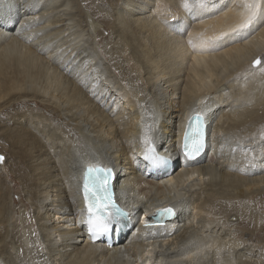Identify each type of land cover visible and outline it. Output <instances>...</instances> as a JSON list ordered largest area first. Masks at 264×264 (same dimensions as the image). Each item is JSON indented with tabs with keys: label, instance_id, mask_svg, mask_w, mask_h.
Masks as SVG:
<instances>
[{
	"label": "bare ground",
	"instance_id": "bare-ground-1",
	"mask_svg": "<svg viewBox=\"0 0 264 264\" xmlns=\"http://www.w3.org/2000/svg\"><path fill=\"white\" fill-rule=\"evenodd\" d=\"M85 2L0 0V113L22 109L11 114L15 130L3 132L27 142L24 150L6 142L24 162L22 178L0 161V264H253L248 241L260 238L264 195V20L237 35L239 0H203L208 12L193 7L191 16L183 0ZM197 113L208 147L182 163L184 125ZM149 144L175 164L171 175L146 176ZM95 165L115 170L117 198L134 220L112 249L91 244L82 223L79 173ZM160 205L175 208L171 226L137 223Z\"/></svg>",
	"mask_w": 264,
	"mask_h": 264
},
{
	"label": "snow or ice",
	"instance_id": "snow-or-ice-1",
	"mask_svg": "<svg viewBox=\"0 0 264 264\" xmlns=\"http://www.w3.org/2000/svg\"><path fill=\"white\" fill-rule=\"evenodd\" d=\"M238 6L241 9L240 15L242 17L241 22L232 29L233 34H240L245 30L249 29L258 19L264 20V0H239ZM182 7L185 9L186 13L191 16L193 7H197L203 10L204 13L208 12V6L200 0L199 3L195 5H190L188 0H183ZM193 18H196L193 16ZM175 19V17L173 18ZM182 22H177L175 30L182 34L184 29L181 26ZM228 33H221L220 37L213 38L211 42V49L215 50L217 47L222 46L218 43L222 37L227 36ZM189 45L193 48L196 47L195 44L190 40ZM202 42L201 48L204 47ZM261 61L259 58L253 62V67L255 68L259 65ZM260 71L264 73V68H260ZM190 123L186 126L183 143L181 145L183 154L188 159H193L197 156L204 148L205 142V132H204V122L201 114L197 113L193 117L189 118ZM261 141L264 142V135L261 136ZM235 151V149H233ZM3 157H0L2 160ZM145 159L150 160L152 164H162L166 162V158L154 154V150L149 145L147 152L145 153ZM251 163V161L249 162ZM88 173H93L89 176L86 173L85 183L83 187L84 204L86 210V216L82 223L87 225L89 232L91 233H101L108 230L112 222L118 219L120 216L125 215V213L116 206L112 198L111 193V181L112 172L111 169H91L87 170ZM171 215V208L157 209V215ZM145 227H150V225H145Z\"/></svg>",
	"mask_w": 264,
	"mask_h": 264
},
{
	"label": "rangeland",
	"instance_id": "rangeland-1",
	"mask_svg": "<svg viewBox=\"0 0 264 264\" xmlns=\"http://www.w3.org/2000/svg\"><path fill=\"white\" fill-rule=\"evenodd\" d=\"M80 2H81V5L83 6V8L87 9L88 6L86 5L85 0H80ZM95 2H100V4H98V6L100 5V6H103L105 8L104 3H103L104 0L103 1L102 0L101 1L100 0H95ZM105 28H107V27L105 26ZM107 30L108 29H104V30H102V32H100L101 33V41L103 43H105V41H106L105 39L108 36V31ZM118 73H119V75L124 76L121 71H118ZM261 91L264 92V84L263 83H262ZM260 103H261L260 104L261 105L260 108H262L263 111H264V95H263L262 101ZM30 107L32 109H36L35 107H32V106H29L28 108H30ZM16 109L19 112L16 111ZM21 112H22V109H20V104H17V105H13L11 108L3 110L0 113V126H1L0 127V154L3 156L4 160H7L6 163H10L11 166L16 170V172L19 173L18 174V178H22L23 177V175L21 174L22 172L20 170H22L24 168V162L15 160L14 155L8 150V144L6 142H7V139H8L9 141H12L13 143L16 144L15 149H17L18 146H21L22 149L24 150V146L23 145H25L27 142L25 140H24L25 142H22L20 140V138L23 137L25 134H15V135L7 136V133H4L3 131H6L8 129H13L14 128V126H13L14 122L12 121L11 117H12V115L15 116L14 114H17V113L20 114ZM38 112H41L42 114L44 112L47 113L46 111H44V109H39ZM49 119H52V117H50ZM3 129H5V130H3ZM13 130H15V128ZM1 174H2L3 178L5 179V176L3 175L2 172H1ZM12 178H13L12 176L9 177L8 183L11 184L13 192L15 191V193L18 194V196H17V194H15L14 197L16 198V200H19V198H20L19 197L20 196V182L18 181L17 178H15V177H14V179H12ZM15 180H17L16 183H15ZM256 213L259 214V219H260L259 220L260 221L259 230H260V234L261 235H260V238L259 237H255V239H252L251 241H248L249 256L251 255L250 257H252V259L249 257L248 259H251V260H248V261L249 262L251 261L253 264H263L264 263V195H263L261 201L258 203V207L256 209ZM222 223L223 224H229V222H226L225 220H222ZM236 241H237V239H236ZM256 255H258V256H256Z\"/></svg>",
	"mask_w": 264,
	"mask_h": 264
},
{
	"label": "water",
	"instance_id": "water-1",
	"mask_svg": "<svg viewBox=\"0 0 264 264\" xmlns=\"http://www.w3.org/2000/svg\"><path fill=\"white\" fill-rule=\"evenodd\" d=\"M0 157H3L1 154H0ZM3 160V159H2ZM2 160H0V161H2ZM1 163V162H0Z\"/></svg>",
	"mask_w": 264,
	"mask_h": 264
}]
</instances>
